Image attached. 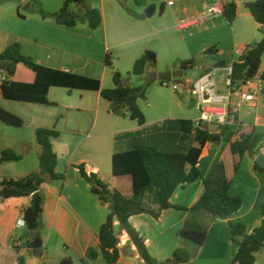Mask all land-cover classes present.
Here are the masks:
<instances>
[{"label":"trees","instance_id":"obj_1","mask_svg":"<svg viewBox=\"0 0 264 264\" xmlns=\"http://www.w3.org/2000/svg\"><path fill=\"white\" fill-rule=\"evenodd\" d=\"M75 4L80 16L71 11ZM222 16L229 24H233L238 16V5L231 1L223 3ZM247 9L255 21L264 27V0H256L246 4ZM164 5L161 6V13ZM45 17L52 18L57 24L72 28L80 23H86L91 30H97L103 22L99 10L87 6L86 0H64L63 7L56 12L48 13ZM216 47L205 50V55L217 54ZM264 56V37L261 41L246 46L236 62L231 65L230 88H238L247 79L258 75ZM0 59L8 60L7 67L14 73L17 64L27 65L35 75L32 83L5 81L0 85L2 97L5 100L41 105L51 104L48 95L52 87L65 89L95 91L110 103V113L129 118L140 126L146 123V117L138 105V101L146 98V86L129 87L119 71H113L114 87L103 89L98 79L61 71L41 65L22 51L20 43L9 45ZM106 64L111 66L109 55ZM157 64V54L146 50L134 63L132 74L143 76L149 73V68ZM225 62H219L216 67H224ZM182 70L195 67L194 60L183 61ZM0 63V70L7 69ZM162 85L165 82L160 81ZM182 84L190 93L194 84L189 80H182ZM0 120L4 123L22 127L24 120L0 106ZM184 133L194 132L196 146L186 152H162L155 146L137 145L130 150L114 153L112 157V173L114 177L130 176L132 179L133 194L126 198L120 191L112 190L93 171L87 170L84 164L76 165L82 179L89 184L91 192L97 196L102 205H109L111 213L101 225L98 232L99 249L90 248L87 251L88 260H96L102 254L107 264H119L121 259L120 242L114 231V222L117 220L120 227L131 239L145 264H192L190 252L184 247L175 249L170 258L164 263L158 262L150 254L146 242L139 232L131 225L130 218L137 215H149L159 220L162 211L175 209L179 211L208 212L220 219H229L238 212L243 200L231 194L230 189L239 168L242 157L249 151L254 138L253 129L237 128L234 125L219 127L218 132H212L207 127L197 128L191 120H180ZM36 142L39 145V169L27 176L0 179V199L30 197V204L22 210L28 234L35 233L36 237H25V247L37 257L44 255V242L39 234L42 227L44 213V196L42 186L48 182L64 181L65 175L57 172L58 155L54 150L53 140L60 137V132L54 127H39L35 131ZM224 140L226 148L221 154L209 176L204 180V190L191 208H184L172 204L171 198L179 188L202 179L199 163L204 149L208 144H217ZM22 155L14 150H4L0 155V165L3 163L19 162ZM255 170L264 174V168L254 166ZM155 190L159 203L156 211L144 203L149 189ZM262 216L261 225L251 233L243 223H230L232 238L240 237L238 249L233 264H257L256 255L264 248V204L260 207ZM181 239L192 242L197 248L202 247L208 237L205 230L184 227L178 232ZM18 250V248H15ZM86 260H83L85 262ZM19 264H27L24 257L18 258ZM62 264H73L71 259H65Z\"/></svg>","mask_w":264,"mask_h":264},{"label":"crops","instance_id":"obj_2","mask_svg":"<svg viewBox=\"0 0 264 264\" xmlns=\"http://www.w3.org/2000/svg\"><path fill=\"white\" fill-rule=\"evenodd\" d=\"M231 1L238 5V16L233 24H229L221 13L210 15V12L218 5ZM254 1L256 0H191L189 6L184 5L183 7L171 12L172 14L169 15L170 17H177L176 15H179L180 13L183 15L182 17L185 16V18H188L185 23H182L177 27L182 31H190L188 35L189 41L186 42V46L191 47L192 50L199 48L200 54L204 57L219 58L218 60L209 61L208 66L195 80H189L187 77H183L182 80H189L195 85L196 82H198L206 74L218 72L222 77H227V85V81L229 79L227 72L228 69L231 68V65L238 60L239 55L246 46L259 42L264 37V27H261L255 21L254 17L246 7L247 3ZM165 10L166 7L164 6V11L161 13L162 17L166 15ZM189 11H192V13H189ZM49 13H53V11H49ZM101 14L103 17V22L99 30L103 29L105 36H107L108 24L105 17L106 15L104 11H102ZM118 16L119 18L117 19L120 20V24L121 22L126 21L123 20L124 15ZM44 20L51 21L53 19L47 17ZM56 25H58V27L61 26L57 23ZM56 27L53 28L54 31H59L58 29L60 28ZM170 31L171 26L160 30L156 29L155 36L161 43L169 44V41L166 40V37L167 33ZM21 45L22 51L24 53V45ZM212 47H216L218 53L205 55V50ZM226 54L230 55V59L222 58V56ZM185 60L188 61L195 59L193 57H188ZM221 61L226 63L225 66L216 67V65ZM39 64L44 65L40 61ZM44 66L75 73L68 67H57L56 65ZM153 69L154 67L150 68L149 73H152ZM159 72L164 73L165 71L160 69ZM258 75H264V56L262 58ZM83 76L97 79L91 75L84 74ZM34 80L35 75L33 72L21 70L18 65L11 79L13 82L23 83H32ZM98 80H100L102 88L106 89L103 80L99 78ZM216 87L217 84L215 81L216 96L222 100V102L219 104L220 108L229 109L232 105L239 101V98L235 94L231 95L230 105L226 101V98L231 93L230 89L228 92H225L223 89H216ZM53 88L60 87L50 88L48 95L49 101L53 104L58 103V100L60 99L64 100L62 96H58L56 93L54 94V97L51 98V91ZM75 91H80V99L83 103L80 105V107L74 108L82 110V107L89 109L92 106H95L96 117L94 123L96 124L98 122L100 107H105L103 106L104 104L102 102L104 99L101 97L99 92L95 91L72 89L69 95H74ZM0 98H3L1 90ZM193 101L196 102V108L193 110L194 113L196 111L194 117L189 116L188 109H190V107L181 101L165 102L164 104L159 103L157 105V110L160 117H157L149 122L147 115L145 114L146 123L142 126H140L137 122L130 120L129 118L114 115L121 117L122 121L129 119L132 121V124H122L126 123L122 122L121 129H114V131H112V134H114L115 137L118 135L121 136L120 140L116 141L117 143L121 141L123 144H129L130 146L129 149H123L120 151H117L116 149L113 151L112 157L116 152L130 150L137 145L155 146L162 152H186L190 148L196 146L197 144L195 142L194 132L191 134L184 133L179 122L180 120H191L195 123V121L200 118L201 112L197 101L195 99H193ZM110 107L111 105L108 102L106 112L109 114H111ZM235 120L240 125L239 128L253 129L254 138L252 142L259 140V144L261 145V149L257 153H255L250 147L249 151L242 157L239 163V168L231 185V194L234 196H239L243 200L241 209L233 214L229 219L225 220L215 217L204 211L192 212L168 209L162 211L159 220H154L157 222H173L171 229L175 233L177 242L175 244L177 245L171 249L170 254L172 255L173 251L178 247H184L190 252L192 264H195L194 261L197 259L206 261V264H233V260L238 249V242L241 241V238H231L230 223H243L247 227L248 232L251 233L255 228H258L261 225L263 219L260 215V207L262 204H264V174L256 171L254 166L257 165L259 168H264V154L261 151L264 143L260 139L261 135L264 134V94L258 96L254 102L242 105L239 108ZM150 124L153 125L152 127L154 128L148 130ZM157 124H161V126L155 127ZM125 125L127 126L125 127ZM205 127L212 129V132H218V130H216V128L211 125H207ZM55 140H53V146ZM209 146H214V149L212 156L208 160V166L205 171H203L201 167L204 152L199 163V168L202 172L203 178L187 185L185 188L177 189L171 198L172 204L184 208H191L201 196L204 190V180L209 176L221 154L224 152L226 148V142L222 140L217 144L211 143L208 144L205 149ZM39 153L40 150L37 154L38 157ZM17 154L23 156V154ZM83 162L77 163L76 165L84 164ZM87 162V165L84 164L86 169L96 173L99 178L104 180L112 190L120 191L126 198H130L132 196L133 187L130 176H113V180L106 181L104 179L108 177L106 166L105 169H103V164L101 161L99 162V160L96 161L92 159L91 161ZM72 167L79 174V171L76 169V167ZM244 170L245 173L243 172ZM57 172L61 173V171H58V166ZM68 173L69 168L66 169L67 177L64 179V181L45 183L41 189L44 196L42 228L47 230L45 235H41L44 242L43 257H37L32 251H29L25 247L26 241L21 240L20 234L18 233L20 229L16 227L17 221L23 218L22 210L30 204V197L0 199V264H19V257H24L27 264H47L48 262L62 263V261L65 259H71L73 264H107L102 254H99V257L93 261L88 260L86 255L90 248H95L98 252H100L98 232L101 225L106 221L108 215L107 209L109 205L101 204L99 198L91 192L90 186L82 179L81 176V180H76L75 184H68ZM111 181H113L112 184ZM66 187H68V191L66 190V193H64ZM186 191H190L188 196L185 194ZM144 203L147 207H150L156 211L159 210L160 206L153 188L149 189L147 192ZM150 218L154 219L151 216L145 214L137 215L130 218V223L143 237L147 248L151 253L152 244L156 245L157 242L155 243V240L150 236L148 237V235L145 233L146 230L149 231L151 228L154 229L152 222L153 220ZM116 221L117 220L114 222L115 234L117 225L119 224ZM184 227L198 228L207 231L208 237L205 244L202 247L197 248L196 246H193V244L185 243V241L181 240L178 236V232ZM117 238L119 239L121 250V259L119 264L140 263V260L137 256V248L133 243L130 244L128 242L130 238L127 236V234L123 236V239L127 241L130 247L129 256L131 257H129V259L124 258L122 247L123 243L121 238L118 236ZM14 239L17 242V245L15 246L13 245ZM53 241H58L66 246L64 247L65 251L60 253L57 257L49 255V246ZM158 244L159 243H157V245ZM15 247H17L18 250L15 249ZM132 256L134 258H132ZM154 258L158 262L164 263L163 259H160L157 256ZM256 259L257 264H264V248L259 253H257ZM83 260L86 261L83 262ZM208 261L210 263H208Z\"/></svg>","mask_w":264,"mask_h":264},{"label":"rangeland","instance_id":"obj_3","mask_svg":"<svg viewBox=\"0 0 264 264\" xmlns=\"http://www.w3.org/2000/svg\"><path fill=\"white\" fill-rule=\"evenodd\" d=\"M190 2L191 0H86L87 6L99 10L101 13L104 11L108 24V33L105 36L103 29L92 31L86 23L68 28L58 27L54 20L45 21L44 19L47 17L44 15H47L49 11H59L63 7L64 0H0V53L9 45L17 42L24 45V53L31 55L35 62L39 63L40 61L44 65L68 67L75 73L91 75L97 79H102L106 89H111L114 87L113 71H119L125 84L129 87L145 86V82L151 73L135 76L131 72L136 59L146 50H151L157 54V64L154 67L157 74H160L159 70L162 69L165 71L164 73H179L182 74V77L195 80L208 66L209 61L219 58L204 57L200 54L199 48L192 50L191 47L186 46L190 31H182L177 27L185 23L188 18L182 17L183 15L180 13L176 15L177 17L169 16L176 9L184 5L189 6ZM170 3L172 5H169ZM162 5L166 7L164 17L161 16ZM150 6L156 7V13L147 17L145 11ZM71 11L80 16V11L75 4L71 6ZM118 15H124L123 20L126 21L120 24V20L117 19L119 18ZM170 26L171 31L167 33L166 37L169 44H163L155 36V30ZM55 27L60 28L59 31H54L53 28ZM107 55L110 57L111 66L106 64ZM188 57L195 59V67L182 70L180 64L186 61L185 59ZM222 58L230 59V55L226 54ZM0 63L6 68L9 66L8 60L0 59ZM17 65L21 70L32 72L25 64ZM11 72L8 68L0 70V83L11 81L13 77ZM214 79L217 84L216 89L229 91L226 85V76L222 77L220 73L215 72ZM71 90L53 88L51 98L56 93L58 96H62L64 100L60 99L58 103L47 105L0 98V106L24 120L22 127L10 126L0 120V155L2 151L8 149L23 154V159L19 162L0 165V179L24 177L38 171L39 157L37 154L40 148L36 142L35 131L38 127H54L60 132V137L54 139V147L58 155V171H61L66 178V169L69 168L68 184H75L76 180H81L80 174L72 166L75 167L77 163L83 161L86 164L92 159L101 161L103 169L106 166L108 177L104 179L106 181L113 180L112 153L116 149L117 151L129 149L130 146L121 141L117 143L116 141L120 140L121 136L115 137L112 131L121 129L122 122H126L122 124H127L132 121L129 119L122 121L121 117L106 112L108 102L103 100L105 107H100L98 122L95 124V106L89 109L82 107V110L74 108L80 107L83 102L80 99V91H75L74 95H69ZM193 99L183 84L179 85V92L175 93L171 84L166 86L162 85L160 81H156L146 86V98L139 100L138 105L150 122L160 117L157 105L165 102H183L190 107L188 109L189 116L194 117L196 111L194 113L193 110L196 108V102ZM149 126L148 130L154 128L151 124ZM156 126H161V124ZM260 139L264 143V134L261 135ZM250 147L255 153L260 151L259 140L252 142ZM213 149L214 146H209L204 150L201 165L203 171L208 166V160L212 156ZM243 172L245 173V170ZM66 190L68 191V187L64 193ZM189 192L186 191L185 194L188 196ZM107 210L109 215L111 213L110 207ZM151 220H153L154 229L146 230L145 233L154 239L155 243L159 244H152L150 254L152 257L157 256L165 262L168 259L166 257L171 255V249L177 245L175 244L177 243L175 233L171 229L173 222ZM39 231L40 235L43 236L47 230L41 227ZM27 232L26 228H20L18 233L21 240H25ZM125 234V231L118 224L116 235L121 238L123 243L124 258L129 259L131 257L129 256L130 247L127 241L123 239ZM181 240L193 244L190 241ZM128 242L133 243L131 239ZM13 245L15 246L14 243ZM193 246L195 245L193 244ZM64 247L66 246L62 243L53 241L49 246V255L57 257L65 251ZM133 256L132 258H134ZM137 256L140 260V263L137 264H145L139 253ZM205 262L199 259L194 261L195 264H206L207 262ZM208 263L210 262L208 261Z\"/></svg>","mask_w":264,"mask_h":264},{"label":"built area","instance_id":"obj_4","mask_svg":"<svg viewBox=\"0 0 264 264\" xmlns=\"http://www.w3.org/2000/svg\"><path fill=\"white\" fill-rule=\"evenodd\" d=\"M169 5H172V3ZM223 10L224 5L220 4L210 12V15H215L218 13L222 14ZM227 74L230 77L231 68L228 69ZM169 84H171V88L175 93L179 92L178 84L167 82L164 85L167 86ZM230 85L231 81L229 78L227 81V86L229 87L231 93L226 98V101L230 104V97L234 94L239 98V101L232 105L229 109H223L219 107V104L222 102V100L219 99L215 93L214 73L211 72L206 74L198 82H196L191 95L197 101L201 115L200 118L195 121V127L201 128L207 125H215V128H217L216 130H219V127L234 125L239 128L240 125L235 120L239 108L246 103L254 102L258 96L264 94V75H257L253 78L247 79L245 83L238 88L231 89ZM261 151L264 154V146L262 147ZM16 227L18 229L26 228V222L23 218L17 221ZM13 243L17 245L15 239Z\"/></svg>","mask_w":264,"mask_h":264},{"label":"water","instance_id":"obj_5","mask_svg":"<svg viewBox=\"0 0 264 264\" xmlns=\"http://www.w3.org/2000/svg\"><path fill=\"white\" fill-rule=\"evenodd\" d=\"M156 11V7L155 6H150L146 11L145 14L147 17H151ZM11 74L13 75V73L11 72ZM182 74L176 73L173 74L172 72H166V73H160L157 74L156 73V69H153V72L150 74L149 78L147 79V81L145 82V86H148L149 84L156 82V81H162L165 83H171L173 82L174 84H182ZM215 127V125L213 126ZM217 129V128H216ZM212 130V129H210ZM27 237L29 238H34L36 237L35 233L27 234ZM47 264H62L60 262H48Z\"/></svg>","mask_w":264,"mask_h":264}]
</instances>
